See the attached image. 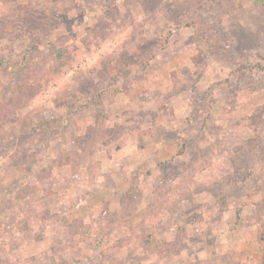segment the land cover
<instances>
[{"label":"rangeland","instance_id":"374dc122","mask_svg":"<svg viewBox=\"0 0 264 264\" xmlns=\"http://www.w3.org/2000/svg\"><path fill=\"white\" fill-rule=\"evenodd\" d=\"M255 64L264 0H0V264H264Z\"/></svg>","mask_w":264,"mask_h":264},{"label":"trees","instance_id":"16d2710c","mask_svg":"<svg viewBox=\"0 0 264 264\" xmlns=\"http://www.w3.org/2000/svg\"><path fill=\"white\" fill-rule=\"evenodd\" d=\"M255 66H261L262 68H264V65H259V64L252 65L250 68L253 69V67ZM245 68H247L246 65H241V69H245ZM109 92L110 94H117L119 91L115 89V90H109Z\"/></svg>","mask_w":264,"mask_h":264},{"label":"crops","instance_id":"0c3cea01","mask_svg":"<svg viewBox=\"0 0 264 264\" xmlns=\"http://www.w3.org/2000/svg\"><path fill=\"white\" fill-rule=\"evenodd\" d=\"M254 227L261 229V226L259 225V223H256V222H254ZM248 262H251L252 264H258L255 260H251V259Z\"/></svg>","mask_w":264,"mask_h":264}]
</instances>
